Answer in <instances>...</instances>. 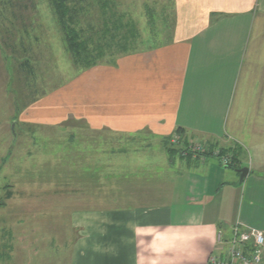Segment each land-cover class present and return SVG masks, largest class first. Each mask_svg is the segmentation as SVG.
<instances>
[{
  "label": "crops",
  "instance_id": "1",
  "mask_svg": "<svg viewBox=\"0 0 264 264\" xmlns=\"http://www.w3.org/2000/svg\"><path fill=\"white\" fill-rule=\"evenodd\" d=\"M166 1L172 7L166 13L172 17L166 41L124 54L112 65L78 71L32 97L18 113L17 125L57 128L80 120L90 132L156 140L164 154V140L180 138V130L187 141L180 143L179 153L167 154L197 165L174 167V174L168 171L170 161H164L166 203L124 205L114 197H135L129 188L143 182L153 183L151 198L158 199L156 176L136 177L128 154L116 149L113 154L121 160L114 173L101 158L82 164L85 183L79 188L89 187L90 197L100 193L102 205L72 211L74 239L70 247L63 245L69 248L67 264H206L218 234L234 223L264 234V0ZM16 40L11 38L7 52L26 53L22 46L15 48ZM4 51L0 47V59ZM191 144L205 151L193 153ZM213 149L232 154L233 168H248L242 183ZM91 169L99 185H92ZM80 193L71 191L78 199Z\"/></svg>",
  "mask_w": 264,
  "mask_h": 264
},
{
  "label": "rangeland",
  "instance_id": "2",
  "mask_svg": "<svg viewBox=\"0 0 264 264\" xmlns=\"http://www.w3.org/2000/svg\"><path fill=\"white\" fill-rule=\"evenodd\" d=\"M2 1L4 3L0 5L1 49L9 51V41L14 37L12 33L14 34V31H17L21 25L17 20L16 30L11 29V32H8L11 28L9 22L17 14L25 18L26 29L22 34L28 36L24 37L26 53L19 52L18 59L13 60L12 54L8 52L6 54L4 51L5 53H1L3 59H0V67L4 71V78L0 77V264H67L69 248L63 245L65 243L70 247L74 239V232L70 228L72 211L78 207L102 205L100 193L95 191V196L90 197L87 195L91 193L86 192L89 187L79 188L81 187L79 183H85L82 181L85 177V173L83 175L81 170L82 164L90 166L89 163L93 165L94 157L101 158L103 165H109L111 170L108 171L114 173L117 170L115 169L118 164L117 160H121L113 154L116 149L125 152V155L128 154L126 158L130 157L131 172L136 177L154 179L156 176L155 181H159L160 190L158 199L151 198L152 192L156 193L152 190L153 183L143 182L140 187L129 188L131 192H135L133 193L135 197H129L130 199L127 198L126 201H118V195L114 197L116 203L124 205L135 202L147 204V202L154 201L163 205L166 203L165 179L169 175L162 167L164 161H170L172 169L168 171L174 174V167L187 165L196 169L197 165L192 161L180 159L177 154H164L162 144L153 139L145 143L135 136L130 138V135L121 136L116 133L103 132L102 139L93 138L90 141L94 148L90 146L92 150L89 151V147L83 142L84 145L80 143L73 146L69 145L70 143L68 144L66 140L63 141L65 129L62 127L58 126L59 129H57L35 124L36 127L30 129L32 125H17L15 122L18 113L32 97L40 96L54 89L55 86L65 83L74 77L78 70L76 71L71 64L70 55H68L66 44L62 41V33L53 18L48 0ZM105 1L107 2V15L114 12L117 17L123 15V22L129 18L133 20L136 28L141 31L142 39L154 41L152 43L155 45L167 40L169 29L160 30L156 39L150 33L147 12L152 11L154 15L156 12L157 14L159 12L169 14L172 7L168 1ZM96 2L97 0H92L94 7L91 11L92 16L89 14L83 19L85 22L82 25L83 28H86L89 21L93 25L99 24V22L96 23L100 17L99 4ZM6 8L14 12L10 13ZM171 18L168 16L166 20V25L169 27ZM159 19H161L160 16L156 15V27H160ZM260 24L264 28V22ZM144 30L146 31L143 32ZM16 36L19 38V32ZM18 47L21 46L18 45ZM140 48H142L141 45ZM22 60H28L29 66L19 68L18 64ZM68 125L70 128H77L84 124L80 120H72ZM75 132L80 140L87 142L86 135L82 136L81 131L78 130ZM4 137L10 140L7 142ZM3 145L5 147L1 148ZM172 146L176 150L181 148L177 143ZM237 169V167H226L236 181L239 179V175L235 172ZM78 177L81 182H77ZM65 179L69 180L68 187H63ZM143 188L145 191H141ZM77 189L82 191L81 199L72 197L71 191ZM6 194H9L11 198H7ZM107 201L103 205H106ZM233 226L228 231L220 232L224 241L232 238ZM241 229L245 232L251 229L260 231L243 224H241Z\"/></svg>",
  "mask_w": 264,
  "mask_h": 264
},
{
  "label": "trees",
  "instance_id": "3",
  "mask_svg": "<svg viewBox=\"0 0 264 264\" xmlns=\"http://www.w3.org/2000/svg\"><path fill=\"white\" fill-rule=\"evenodd\" d=\"M3 1L0 0V5H3ZM99 4V11H100V17L98 20H96V23L99 22L98 25H93L90 23V21L87 23L86 28H83V19L87 18V15L92 16V0H48L49 8L52 11L53 18L56 21V24L62 33V41L64 44H66V48L68 51V55H70V61L71 64L75 67L76 71H81L85 69H89L92 66L100 65V64H111L115 62V60L123 56L124 54L134 53L136 51H142L150 48H154L157 45L153 44L151 40H144L141 37V31L136 28L135 22L131 20L130 18L123 22V15L121 14L120 17H117L114 12H111L109 16L107 15V2L105 0H97L96 2ZM10 7L12 4H8ZM5 6V5H4ZM94 8V7H93ZM16 9V7H14ZM96 9V8H95ZM10 13L13 10H8ZM23 10H26L23 8ZM161 11V10H160ZM14 12V11H13ZM16 14V13H14ZM3 15V13H2ZM157 16H160V27H156L155 24V18ZM156 15L153 14L152 11L147 12L148 17V26H150L149 30L150 33L157 38L159 31L167 30L166 20L167 16L166 13L163 14V12H159V14ZM14 17V16H13ZM20 19L21 27L16 31L19 32L20 36L18 40L15 39L16 35L13 39L18 41L19 43L16 44L17 46H22L25 48L24 44V37H27L25 34H22L25 32L26 26L24 22V17L22 15L17 14L10 23V31L14 26H16V21ZM144 30L143 32H145ZM16 33V34H17ZM150 38V37H149ZM152 39V38H151ZM15 41V42H16ZM15 48H17V46ZM140 45L142 48H140ZM10 46V45H9ZM18 53H13L12 57L13 60H17ZM28 60H22L19 62L18 67L19 68H25V66H29ZM32 127L36 126H30V129ZM65 132V137L63 138V141L66 140V142L69 145H79L80 143H84L89 145L88 150L91 151L92 148L90 145H92V139H102L103 138V132H95V131H88L83 126L77 127V128H70V125L68 126H61ZM59 129V127H57ZM56 129V130H57ZM71 129V131H70ZM74 129V130H72ZM75 130L81 131L82 136H85L87 139V142H84L80 140L78 136H76ZM84 130V131H83ZM15 131V130H14ZM70 131V132H68ZM86 132V134H83V132ZM89 133H88V132ZM64 134V133H63ZM67 134V135H66ZM177 134L180 136L179 140L181 144H184L187 141V138L184 136V132L178 130ZM171 137L166 138L164 141L167 144L166 145V152L167 153H173L178 152L172 144L170 143ZM80 141V142H79ZM82 143V144H83ZM83 144V145H84ZM68 146V145H67ZM72 146V147H73ZM187 149L182 152H185ZM220 153L226 154L225 150L220 149ZM233 162V161H232ZM228 167H232L233 164L230 163V165H227ZM81 170H83V166H81ZM93 174L92 179V185L93 184H100V181L96 178L95 170L91 169ZM63 187H68L70 185L69 180L65 179V182H63ZM82 184L79 183V186ZM7 198H11L9 194H6Z\"/></svg>",
  "mask_w": 264,
  "mask_h": 264
},
{
  "label": "built area",
  "instance_id": "4",
  "mask_svg": "<svg viewBox=\"0 0 264 264\" xmlns=\"http://www.w3.org/2000/svg\"><path fill=\"white\" fill-rule=\"evenodd\" d=\"M171 143L179 144V137H173ZM204 146L192 144L188 150L193 153H203ZM211 153L218 157L225 166L230 165L233 155L221 154L219 150ZM232 238L224 241L219 233L216 240L215 251L208 256L206 264H264V234L251 229L243 231L239 222L232 227ZM251 240V244L249 241Z\"/></svg>",
  "mask_w": 264,
  "mask_h": 264
},
{
  "label": "water",
  "instance_id": "5",
  "mask_svg": "<svg viewBox=\"0 0 264 264\" xmlns=\"http://www.w3.org/2000/svg\"><path fill=\"white\" fill-rule=\"evenodd\" d=\"M11 127H12V129L14 128L13 125ZM237 173L240 175L239 176V182L242 183L244 178L247 176L246 174L248 173V168L243 167L242 169L237 170Z\"/></svg>",
  "mask_w": 264,
  "mask_h": 264
}]
</instances>
